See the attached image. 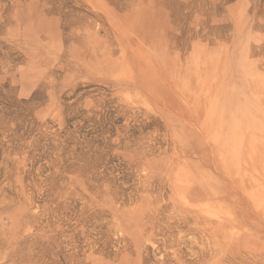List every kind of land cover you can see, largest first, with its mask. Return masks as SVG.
<instances>
[{
	"label": "rangeland",
	"instance_id": "rangeland-1",
	"mask_svg": "<svg viewBox=\"0 0 264 264\" xmlns=\"http://www.w3.org/2000/svg\"><path fill=\"white\" fill-rule=\"evenodd\" d=\"M0 264H264V0H0Z\"/></svg>",
	"mask_w": 264,
	"mask_h": 264
}]
</instances>
